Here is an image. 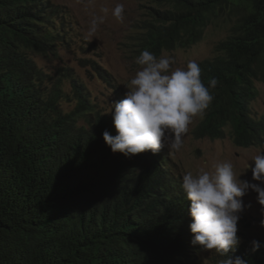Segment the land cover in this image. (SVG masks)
Listing matches in <instances>:
<instances>
[{
  "label": "trees",
  "instance_id": "1",
  "mask_svg": "<svg viewBox=\"0 0 264 264\" xmlns=\"http://www.w3.org/2000/svg\"><path fill=\"white\" fill-rule=\"evenodd\" d=\"M148 2L138 56L189 47L214 19L232 24L217 53L198 63L202 82L218 83L194 134L223 138L228 128L240 146L263 144L264 117L252 115L251 102L264 81V0ZM72 24L52 0H0V264H219L215 249L191 244L183 175L164 148L113 153L102 136L117 134L113 105L98 108L70 73L49 80L32 57L71 44ZM93 68L119 92L106 69ZM244 240L229 255L264 264V247L251 252Z\"/></svg>",
  "mask_w": 264,
  "mask_h": 264
},
{
  "label": "clouds",
  "instance_id": "2",
  "mask_svg": "<svg viewBox=\"0 0 264 264\" xmlns=\"http://www.w3.org/2000/svg\"><path fill=\"white\" fill-rule=\"evenodd\" d=\"M123 13L121 4L113 10L117 20H123ZM102 22V18H94L89 34H94ZM135 63L141 68L126 85L125 98L112 103L117 134L113 136L105 130L103 140L113 153L126 157L147 151L156 154L163 148L180 150L193 119L202 117L212 103L214 96L210 89L218 81L213 78L206 86L196 61H189L186 68L171 70L174 63L171 56L158 58L148 50L142 51ZM255 146H264V142ZM252 162L254 166L249 165L252 180L260 183L240 179L243 173L238 175L229 161L216 163L211 170L187 171L182 177L181 187L190 201L191 244L203 251L215 249L225 257L219 264H248L246 259L233 258L229 253L241 244L237 233L238 221L245 209L242 197L249 190L255 191L258 203L264 206V152L255 155ZM250 244L251 252L264 247L255 239Z\"/></svg>",
  "mask_w": 264,
  "mask_h": 264
},
{
  "label": "rangeland",
  "instance_id": "3",
  "mask_svg": "<svg viewBox=\"0 0 264 264\" xmlns=\"http://www.w3.org/2000/svg\"><path fill=\"white\" fill-rule=\"evenodd\" d=\"M52 1L60 7L61 14L71 13L73 32L70 35L73 40L71 44L55 46L54 50L32 53V57L39 67L50 74L51 81H55L57 76L64 77L65 74H72L88 89L90 98L95 101L98 108L101 107L109 113L112 103L125 98V93L128 91L126 85L141 68L135 63L138 55H135L137 46L134 41L137 34L139 35L141 21L148 17L151 3L148 0ZM118 4L124 7L122 21L117 20L113 15V10ZM94 18H102L103 22L98 24L94 34H89ZM224 21L214 19L207 26L204 37L199 42L189 47L164 51L163 56H171L174 59V63L170 66L171 70L186 68L189 61L199 63L213 57L217 53L215 50L217 43L232 32V24ZM94 64L111 74L119 92H115L114 88L99 78L93 68ZM69 82L70 80L65 78V88L70 93L71 83ZM256 86L259 90L258 97L251 102L252 115L255 117L264 115V81H256ZM121 92H123L122 96L117 97L116 93ZM72 100L70 98L68 102H65L67 110L75 107V100L74 102ZM202 117H195L189 125V131L183 137L180 150L164 148L165 154L172 159L174 166L178 167V172L184 175L187 171L195 173L201 168L211 170L216 163L229 161L233 163L238 175L243 173L240 179L260 183L252 180L249 165L254 166L252 160L255 155L264 152V146H240L228 133V128L223 138H198L194 134V128ZM79 122L84 121L80 119ZM257 196L255 191L249 190L242 197L245 209L238 221L237 233L241 237V242L245 241L244 239L250 242L254 239L264 240V226H261V221L264 220V211H262L264 206L258 203ZM204 255V252L199 255L203 257L199 258L201 262H204Z\"/></svg>",
  "mask_w": 264,
  "mask_h": 264
},
{
  "label": "bare ground",
  "instance_id": "4",
  "mask_svg": "<svg viewBox=\"0 0 264 264\" xmlns=\"http://www.w3.org/2000/svg\"><path fill=\"white\" fill-rule=\"evenodd\" d=\"M181 4V3H180ZM218 15V14H217ZM233 17V16H232ZM160 18V17H159ZM225 22V21H224ZM232 22V21H231ZM223 24V23H222ZM144 25V24H143ZM145 27V26H144ZM166 32V31H165ZM73 47V46H72ZM72 75V74H71ZM75 75V74H74ZM49 82V81H48ZM58 86V85H57ZM64 91V90H63ZM77 91V90H76ZM96 92V91H95ZM81 94V93H80ZM92 94V93H91ZM85 96V95H84ZM61 101V100H60ZM93 103V102H92ZM100 115V114H99ZM93 125V124H92Z\"/></svg>",
  "mask_w": 264,
  "mask_h": 264
}]
</instances>
